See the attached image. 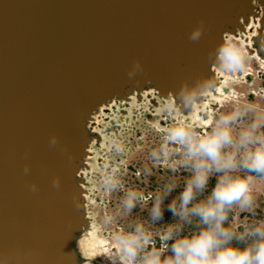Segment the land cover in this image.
<instances>
[{
	"label": "water",
	"instance_id": "95a60500",
	"mask_svg": "<svg viewBox=\"0 0 264 264\" xmlns=\"http://www.w3.org/2000/svg\"><path fill=\"white\" fill-rule=\"evenodd\" d=\"M243 1L252 0H0V264H81L80 170L96 108L118 93L149 91L141 82L181 86L187 64L207 59L225 27L233 34L249 20ZM234 2L226 22L221 14ZM257 6L260 37L264 0ZM200 21L205 32L192 42ZM257 41L264 60V38ZM137 60L142 72L130 79Z\"/></svg>",
	"mask_w": 264,
	"mask_h": 264
},
{
	"label": "clouds",
	"instance_id": "9594fccd",
	"mask_svg": "<svg viewBox=\"0 0 264 264\" xmlns=\"http://www.w3.org/2000/svg\"><path fill=\"white\" fill-rule=\"evenodd\" d=\"M204 32L200 21L188 39L198 42ZM208 59L219 71L235 74L244 68L246 55L222 40ZM138 72L142 67L137 60L129 78ZM215 85L214 76L186 80L166 107L172 115L203 110ZM206 115L198 125L180 119L158 129L164 135L148 155L160 175H171L150 192L124 185L117 168L99 175V185L109 194L122 193L116 206L102 214L106 227L117 225L110 232L114 247L101 257L108 264H264V214L259 211L264 208V105L248 101L226 111L207 110ZM49 143L56 146L58 140L52 136ZM111 147L121 150L119 141ZM173 155L178 159L169 163ZM29 171L25 165V175ZM147 176L154 177L152 169ZM53 186H60L59 178ZM29 187L37 190L35 183ZM141 209L132 230L125 231L119 219ZM237 213L241 224L233 223Z\"/></svg>",
	"mask_w": 264,
	"mask_h": 264
},
{
	"label": "rangeland",
	"instance_id": "374dc122",
	"mask_svg": "<svg viewBox=\"0 0 264 264\" xmlns=\"http://www.w3.org/2000/svg\"><path fill=\"white\" fill-rule=\"evenodd\" d=\"M260 9V6H257L254 17L250 19L253 22V27L251 28L250 25L247 35L242 38L247 44V48L242 42L236 43L246 55L245 66L240 72L231 74L227 82V88L224 89V98L222 101H218L219 105L214 109L217 112L230 110L233 106H244L248 101L264 105V62L256 58L259 41L257 39L262 42L264 38L263 34L260 37L258 36L261 29L262 16ZM151 106L149 105L150 109L146 106L145 109H133L131 115L127 111L124 115H119L112 127L107 125L110 129L104 134L103 140H100L93 133V130H98L96 122L98 119L92 118L88 126L92 140L87 147L85 166L80 170V176L84 181L86 191L85 216L87 222L96 230L99 239L103 241V249L108 254L114 247L110 232L117 225L113 224L106 227L102 222V214L106 210L111 211L116 206L117 200L122 193L113 192L109 194L102 185H99V175L104 171L111 173L113 168H117L118 172L116 175L122 179L124 185L142 187L145 192H150L155 187V184H163L167 177L171 175L170 172L160 175L157 169L152 168L154 160L149 157L148 153L154 146L158 147L160 139L164 135L163 130L159 131L158 129L161 126L170 127L172 122L178 119L166 111H161L162 107L159 105L151 104ZM117 141L121 145V150L119 151L111 147ZM176 159H178V156H171L169 163ZM148 169H152L153 178L147 176ZM181 179L177 174V180L180 181ZM167 202L165 201L166 204ZM142 211L143 209L139 212H134L132 217L119 219V225L123 226L125 231H131L135 220ZM259 211L264 214V208ZM168 215V213H165L166 218ZM233 223H243L239 213L236 214ZM159 246L157 244V247ZM102 256L103 254L97 255V257L86 256L88 260L81 259V264H108L107 260L101 259Z\"/></svg>",
	"mask_w": 264,
	"mask_h": 264
},
{
	"label": "bare ground",
	"instance_id": "6f19581e",
	"mask_svg": "<svg viewBox=\"0 0 264 264\" xmlns=\"http://www.w3.org/2000/svg\"><path fill=\"white\" fill-rule=\"evenodd\" d=\"M258 3H261V0H252L251 2L243 1L244 6H241L240 4V7L241 8L244 7L245 9L250 10L248 14V16L250 17L249 20L245 22L238 21L239 23H237V25L239 24L241 27L239 29H237L236 27L235 32L233 34H230V33L227 34L226 32L227 27H225L223 32L220 35V41L223 40V41L229 42V39L231 38L243 37L244 34L249 30L250 25L251 27L253 26L252 24L253 22L250 21V19L251 17H254L252 15L253 13H255L256 4ZM238 9H239V5L236 2H234L233 5L228 4L221 14L222 19L226 20V22H229V17L232 14V12L235 10L238 11ZM238 17H239L238 19H240L241 15H238ZM256 58L259 59V61L264 62V60L258 54L256 55ZM205 60L207 61L205 62ZM186 69H188L190 73L189 74L187 73L184 79L180 77V79L183 81H186V80L194 81L195 78L200 77V76H214L216 78L214 94H216V91L220 86L219 73H222V71H219L215 66L211 65L208 58L207 59L202 58L200 63H196L195 61L190 62L189 64H187ZM142 84L149 85L148 87L149 91L141 92V93H137L134 91L133 94L130 95L129 97L128 96L125 97L123 93H118L96 108L97 112L94 114L93 119H98L96 121L98 130H93L94 132L93 131L92 132L96 134L98 138H100V140H103V138L105 137L104 134H106L108 132V129H110V127L108 128V126L112 127L114 123L116 122V118L119 115H122V114L124 115L126 111L128 112V114L131 115V111L133 109H136V108L143 109L145 106L149 107V105L151 107V103H152L154 105L162 104V107H165L166 111L169 112L168 108L166 107L168 103V99L172 96L171 93H173V91L178 90L181 87L177 83H176V86L172 83L175 90H169L171 89V87L167 84L162 83L158 87L159 89L155 90L152 84L148 81L141 82L140 85ZM157 100L160 103H158ZM207 100L208 98L202 102V105ZM193 115H195V110H189L186 115H184L183 113L177 112L173 116L176 117V119L178 120L180 119L186 120V119H189V117ZM191 122L197 125L199 124V121H191ZM83 227L84 229L82 228L80 229V231L82 232V236L79 237L78 240L75 242V247L78 248L81 259L88 260V257L86 256H89V255L97 257V255L99 256L100 254H103V255L108 254L103 249V246H104L103 241L100 240L99 237L97 236V232L94 229V227L91 226L89 222H87V224ZM72 229H74V226ZM71 232H74V231L72 230ZM57 240L63 242L64 245H68L71 241V238H69L68 236L60 235L57 237Z\"/></svg>",
	"mask_w": 264,
	"mask_h": 264
},
{
	"label": "flooded vegetation",
	"instance_id": "af4514ba",
	"mask_svg": "<svg viewBox=\"0 0 264 264\" xmlns=\"http://www.w3.org/2000/svg\"><path fill=\"white\" fill-rule=\"evenodd\" d=\"M245 35H247V32L244 34V36ZM242 38L243 37L231 38V39H229V43L230 44H236L237 42H242L244 44L245 48H247V44H245V41H243ZM230 76H231V74H226L224 72L219 73L220 86L217 89L216 94H213V95L208 97V100L202 105V107L204 106V109L200 110L201 112L198 110H195V115L190 116L189 119H186V120H188V121H201V120H204L205 118H207L206 111L207 110H214L219 105L220 100H222L224 98V95H225L224 89L227 88V82L229 81ZM157 102L160 103L158 100H157ZM159 106L162 107V104H159ZM146 107L148 109H150L148 106H146ZM146 107H144L143 109H145ZM161 111H166V108L162 107ZM168 113H170V112H168ZM198 113H199V115H198ZM174 118H176V117H174Z\"/></svg>",
	"mask_w": 264,
	"mask_h": 264
}]
</instances>
